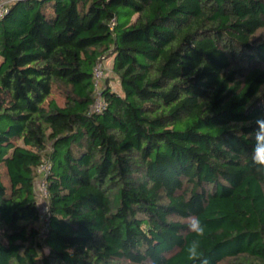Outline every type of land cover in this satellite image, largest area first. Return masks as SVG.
<instances>
[{
  "label": "trees",
  "instance_id": "16d2710c",
  "mask_svg": "<svg viewBox=\"0 0 264 264\" xmlns=\"http://www.w3.org/2000/svg\"><path fill=\"white\" fill-rule=\"evenodd\" d=\"M121 8L135 15L122 26ZM261 116L264 0L13 3L0 19V264H193V239L208 264H264Z\"/></svg>",
  "mask_w": 264,
  "mask_h": 264
},
{
  "label": "built area",
  "instance_id": "2783aa9c",
  "mask_svg": "<svg viewBox=\"0 0 264 264\" xmlns=\"http://www.w3.org/2000/svg\"><path fill=\"white\" fill-rule=\"evenodd\" d=\"M19 0H0V19L8 13L10 6ZM116 19L111 20V26L114 25ZM106 58L98 61L93 69V86L96 92L94 102L91 106L92 111L100 112L104 107V101L101 94V83L105 78L104 61ZM51 170V161L49 159H44L36 168V178L34 180V192L36 196V204L40 213V219L46 224L47 217V176ZM44 228H41V232L44 233Z\"/></svg>",
  "mask_w": 264,
  "mask_h": 264
},
{
  "label": "clouds",
  "instance_id": "9594fccd",
  "mask_svg": "<svg viewBox=\"0 0 264 264\" xmlns=\"http://www.w3.org/2000/svg\"><path fill=\"white\" fill-rule=\"evenodd\" d=\"M256 129L251 134L252 146L250 152L251 166L255 173L264 178V116L258 117L255 121ZM187 230L193 233L195 237H203L205 235V225L201 222L198 216H191L188 218L186 225ZM184 251L187 259L193 264H208V260L201 250L200 240L193 239L185 245Z\"/></svg>",
  "mask_w": 264,
  "mask_h": 264
},
{
  "label": "rangeland",
  "instance_id": "374dc122",
  "mask_svg": "<svg viewBox=\"0 0 264 264\" xmlns=\"http://www.w3.org/2000/svg\"><path fill=\"white\" fill-rule=\"evenodd\" d=\"M134 17H135V15L132 14L129 9L121 8V9H119V13H118L116 18H117V23L122 26V25L126 24L127 22L132 21L134 19ZM110 61H111L110 58H106V60L104 61V66L106 67L105 76L110 72L109 71L110 70ZM115 84H116V81H114V80L110 83V85L114 88L116 87Z\"/></svg>",
  "mask_w": 264,
  "mask_h": 264
}]
</instances>
